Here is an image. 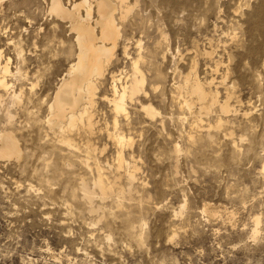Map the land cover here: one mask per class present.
Instances as JSON below:
<instances>
[{
	"label": "rangeland",
	"instance_id": "rangeland-1",
	"mask_svg": "<svg viewBox=\"0 0 264 264\" xmlns=\"http://www.w3.org/2000/svg\"><path fill=\"white\" fill-rule=\"evenodd\" d=\"M128 2L134 7L123 23L115 13L122 37L98 83L92 134L70 135L79 154L43 123L75 59L68 20L49 14V0H0V53L10 70L20 69L21 78H8L12 90L23 91L19 102L2 94L0 104V130H12L22 152L19 160L0 158V264H264V0ZM134 60L147 96L128 101V119L118 117L114 128L105 100L110 76L123 82ZM192 66L202 83L213 81L218 104L229 95L235 112L222 115L218 104L200 106L193 97L191 113L183 106L190 96L174 87L184 88ZM30 84L39 101L26 105ZM141 104L158 114L146 117ZM118 132L130 138L122 148L129 165L116 172ZM87 142L91 160L107 164L119 182L106 200H95L93 213L78 182L94 173L74 163Z\"/></svg>",
	"mask_w": 264,
	"mask_h": 264
},
{
	"label": "bare ground",
	"instance_id": "bare-ground-1",
	"mask_svg": "<svg viewBox=\"0 0 264 264\" xmlns=\"http://www.w3.org/2000/svg\"><path fill=\"white\" fill-rule=\"evenodd\" d=\"M133 7L134 5H131L128 0H92L91 2L88 0H80L78 3L74 2L71 8L65 7L62 0H49V14L61 18L62 20H68L69 31L74 35L73 41L76 50L74 61L69 63L65 73L59 79V85L55 90L52 102L47 104V115L43 123L46 125L49 133L53 134L56 138L57 143L69 151L79 154L82 152L70 138L72 133H82L86 136L92 134L94 129L92 110L95 104L94 96L98 88V83L104 76L106 68L114 56L118 42L122 37L120 27L116 22L115 13L118 15V20L123 23L128 14L132 12ZM81 9L84 12V16L79 15ZM92 12H96L97 14V18L94 20L92 19ZM123 53L124 55L126 54L124 48ZM9 62L10 59L3 57L0 53V104H2L3 101L2 94L11 92L12 99L15 102H19L23 93L22 87L19 88L17 95L12 90L13 87L9 79L15 76L21 78L22 76L21 73H19L20 69H15L14 71L10 70ZM130 64L132 73L127 76L123 82L114 75L110 76L112 79L111 98L105 97V100H107L111 106L114 128L118 125V117L122 116L128 119L126 110V103L128 101H134L140 94H143L145 97L147 96V93L144 91L145 78L139 72L138 60H134ZM214 70H218V64H215ZM262 71L264 72V61L262 63ZM189 72L190 74L184 77V88L180 84L174 87L177 95L181 96L184 89L186 95L188 94V96H190L189 100L183 98V106L191 113V106L193 105V100H191L192 97L200 106L205 102L209 103L208 107L218 104L217 87L214 88V92L210 90L213 81L210 80L207 83H202L194 73L195 66H192ZM225 72L230 71L227 68ZM226 80L227 76H223L219 84L226 87ZM117 83H119V85H117ZM205 84L207 85L206 87ZM34 87L35 84H30V87L27 89L26 105L39 101V99L35 98L36 95L33 92ZM227 88H229V86H227ZM227 88H225V90H227ZM229 98V95L226 94V100L218 104L219 112L222 115L235 112L233 109H230V105L228 104ZM208 107L205 108L206 113ZM199 108V110L202 109V107ZM140 110L149 118H153L158 114L150 104H141ZM31 113L32 112H27V115ZM199 114L202 113L199 112ZM5 116L10 123L13 116L8 110ZM222 125L223 121L219 119L215 126L216 128H220ZM206 135L208 138L211 136L209 132H207ZM226 136L230 139L232 133H228ZM44 137L47 139V132L44 134ZM129 139L130 138L127 139L119 132L115 135L114 142L121 147L116 153V161L114 160V162H116L114 166L116 172L124 168V164H127L123 159L122 148L125 145L129 146ZM239 139L240 141L243 140L241 137H239ZM46 141H48V139ZM50 145L53 146V141L50 142ZM233 145L235 148L234 142ZM91 147L93 146H90V143L87 142L83 154L81 156H74V163L83 169L85 173H94L91 182H87L82 176L79 178L78 182V190L81 194V199L89 204V211L93 213V203L95 200H100L102 203L112 194L113 187L119 182L117 183L115 178L117 174L113 176L115 172L109 176V173L106 171L107 168L109 169L107 164L101 166L96 159L91 160ZM176 151L178 152L179 150L177 149ZM21 153L18 140L13 131L8 129L0 130V158L19 160L22 155ZM67 166L69 167L70 164H67ZM131 168L134 169V167ZM261 169L264 171V162L262 163ZM134 176L132 171H128L125 180L131 183L134 180ZM122 192V190H119L114 198L116 199V203H118V207L123 199ZM97 209H102V207L99 206ZM254 222L256 226L258 219H255ZM253 233H256V228L253 230Z\"/></svg>",
	"mask_w": 264,
	"mask_h": 264
},
{
	"label": "snow or ice",
	"instance_id": "snow-or-ice-1",
	"mask_svg": "<svg viewBox=\"0 0 264 264\" xmlns=\"http://www.w3.org/2000/svg\"><path fill=\"white\" fill-rule=\"evenodd\" d=\"M11 42V41H10Z\"/></svg>",
	"mask_w": 264,
	"mask_h": 264
}]
</instances>
